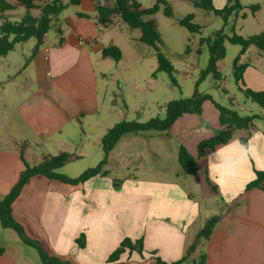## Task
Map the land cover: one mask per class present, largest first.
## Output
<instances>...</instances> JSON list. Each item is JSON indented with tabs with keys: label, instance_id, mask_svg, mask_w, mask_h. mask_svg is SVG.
<instances>
[{
	"label": "crops",
	"instance_id": "1",
	"mask_svg": "<svg viewBox=\"0 0 264 264\" xmlns=\"http://www.w3.org/2000/svg\"><path fill=\"white\" fill-rule=\"evenodd\" d=\"M212 1L220 10L229 0ZM114 2L96 0L92 14L78 12L66 18L72 32L65 35L59 25L62 43H45V38L18 79L13 74L0 79V113L5 115L6 132L0 137V197L18 183L25 162L36 166L63 153L72 155V160L104 158L101 143L113 127L106 124V96H101L97 65L109 59L103 58L105 48L120 46L96 41L104 39L96 5ZM240 3L246 9L236 26L239 19L248 18L249 6L260 4L261 9L251 15L264 34V0ZM244 13L247 16L242 19ZM243 64L244 84L240 85L264 92V57ZM205 133L195 140L196 152L187 148L198 164L196 176L182 175L188 186L170 178L121 179L106 168L108 176L99 175L79 186L37 176L15 203L14 218L51 255L73 264H110L109 257L126 238L142 240L143 254L127 250L114 264H158L157 259L173 264L182 261L191 246H196L194 252L181 264H201L203 255L205 264H264V190L246 191L256 171L264 172V130L256 123L236 130L228 144L199 158V144L214 136L207 138ZM126 136L105 167L111 166ZM215 216H220V222L210 239L198 241L206 222ZM82 234L86 241L81 248L77 240ZM3 243L0 264H25L17 258L19 248L6 240Z\"/></svg>",
	"mask_w": 264,
	"mask_h": 264
},
{
	"label": "rangeland",
	"instance_id": "2",
	"mask_svg": "<svg viewBox=\"0 0 264 264\" xmlns=\"http://www.w3.org/2000/svg\"><path fill=\"white\" fill-rule=\"evenodd\" d=\"M6 1L15 5L16 8L6 13L5 17L0 14V28L4 18L13 23L19 22L29 11L23 5H16V0ZM34 1L36 5H42L52 0ZM61 1L67 6V9L58 18L61 22L54 21L46 35L45 43H60L59 25H63L61 29L65 35L72 32V28L66 22V18L69 16H75L78 12L92 14L95 11L96 0H83L81 7L71 6L70 0ZM100 1L103 4L114 2V0ZM136 1L143 9H152L159 0ZM162 1L169 3L173 17H166L164 6H161L160 11L153 18L162 39V44L159 45L160 52L174 68L172 75L159 72L157 53L152 47L140 42L141 32L139 30L131 29L118 18H115L108 28L103 27L100 30L104 39L101 40L97 37L96 41L104 43L105 46L114 42L120 46L118 48L122 52L120 62L107 59L104 60V64L97 65V70L101 74V96H106L104 104L106 106V124L112 128L122 121L146 123L156 117L165 119L168 103L191 98L196 91L201 95L211 96L212 100L204 102L201 115H184L168 132L129 134L125 138L126 141L116 150L111 166L105 168L121 179L129 178V176L170 178L187 185L182 177L187 174L182 172L178 163V148L184 144L186 148L194 149L196 152V139L203 138L205 132L207 138L219 132L220 112L216 108V104L234 110L243 117L261 116V119L255 122L261 130H264V109L248 100L241 90V85L239 86L236 82L234 61L240 54V46L226 43L227 56L218 63V70L222 76L221 81H217L212 74H209L204 81H200L202 73L208 67L210 58L207 46L201 45V39L214 37L224 26L222 18L212 12L197 8L194 5L195 0ZM30 12L37 17L40 15L39 10ZM247 13L248 18L244 21L239 19L236 26L237 35L243 38L263 32L262 27L253 19L250 11ZM188 15L195 16L193 24L201 28L200 33H190L180 26V21ZM147 19L145 18V20ZM233 21L234 19H231V23ZM229 35L231 36V34ZM35 45L36 41L31 39L25 44L17 45L15 50L6 57H0V79H5L8 74H13L18 79L31 61ZM259 56L264 57V53L256 47H251L241 64L244 62L255 63ZM109 110L111 111L109 112ZM4 120L5 115L0 113L1 138L6 135L3 130ZM14 134L16 135V133ZM20 146L24 147L23 144ZM102 160L103 156L83 160L74 159L57 172L70 178H77L85 171L96 168ZM124 160L127 161V165L123 164ZM1 199L3 198L0 197ZM0 233H3L0 237L1 248L6 240L10 246L20 249L21 254L17 255L19 261L25 264H42L37 250L25 245L15 231L4 229L1 222Z\"/></svg>",
	"mask_w": 264,
	"mask_h": 264
},
{
	"label": "trees",
	"instance_id": "3",
	"mask_svg": "<svg viewBox=\"0 0 264 264\" xmlns=\"http://www.w3.org/2000/svg\"><path fill=\"white\" fill-rule=\"evenodd\" d=\"M20 5L25 6L29 11L19 22H10L4 18L0 28V57H6L13 52L17 45L25 44L31 39L36 41L33 50V56L37 53L40 47L44 44L46 35L55 20L67 9L61 0H52L45 2L42 5H36L34 0H16ZM72 6H79L81 0H70ZM194 5L197 8L204 9L208 12L214 13L216 16L222 18L224 22L223 28L218 31L214 37L201 39V45H205L209 51V64L207 69L202 73L200 81L212 74L217 81L222 80L221 73L218 70V63L224 60L227 56L226 43L237 45L241 47L240 54L234 61V76L236 82L244 84L243 72L246 69L245 64H241V58L251 47H256L258 50L264 52V34L254 35L248 38H243L236 33V19L240 17L246 7H244L240 0H229L223 9H216L212 0H195ZM164 6V14L166 17H173V11L168 2L159 0L152 9H143L136 0H115L112 6L97 4V24L102 27H107L112 24L113 19L120 18L131 29H137L141 32L140 42L152 47L156 53L159 64V72H166L172 75L174 68L167 58L160 52L159 45L162 44L161 35L158 30L157 23L153 18ZM15 5L8 3L6 0H0V14L5 17V14L13 11ZM252 15L256 14L261 5L256 4L247 8ZM39 10L40 15L34 16L30 11ZM246 14L242 15V19L246 18ZM80 17L88 18L87 15L80 14ZM145 18H148L145 20ZM194 15H188L180 21V26L187 29L190 33H200L201 28L193 24ZM231 19L234 21L231 23ZM62 34V31H59ZM231 34V36L229 35ZM62 43V40L60 41ZM103 58H109L115 62H120L122 59V52L117 46H110L103 50ZM241 90L246 98L264 109V92H255L246 89L245 85H241ZM212 100L209 95H201L197 91L191 97L183 100L172 101L166 107V117L161 119L159 117L153 118L146 123L126 122L122 121L116 124L102 140V149L104 158L96 167L85 171L77 178H70L66 175L59 174L57 171L65 167L73 158L72 155L63 153L56 157H47L41 164L31 166L25 161V170L21 174L18 183L13 187L11 192L0 201V222L4 229H10L17 233L21 241L37 250L42 264H73L70 261L64 260L59 256L51 255L38 241L31 239L25 228L14 218L13 208L17 200L20 198L24 188L30 181L37 176H45L50 180H56L70 186H79L89 181L90 179L101 176H108V172L104 171L107 165L108 157L114 150L116 145L122 138L129 134H139L146 132H166L184 115L198 114L201 115L202 106L205 101ZM216 108L220 112L219 123L221 130L209 139L203 140L198 146V156L202 158L206 151L215 149L219 146L228 144L236 130L248 129L253 127L255 122L261 119V116H240L236 111L224 108L216 104ZM243 145H247L246 140H241ZM178 163L182 170L189 176H196L198 172L197 159L185 147H180L178 153ZM254 189L264 190V172L256 171V179L247 185L246 191ZM220 222V216H215L209 219L203 229L198 234V241L209 240L212 236L216 226ZM85 235L82 234L77 240V243L82 248L85 246ZM196 246H191L187 252V256L179 262L173 264H181L184 262L195 250ZM129 250L131 253L137 251L143 254V241L137 240L133 242L130 238L122 241L120 246L109 257V263L114 264L118 262L121 256ZM3 251H0V254ZM158 264H166L160 259H157ZM206 263V256H202L201 264Z\"/></svg>",
	"mask_w": 264,
	"mask_h": 264
},
{
	"label": "built area",
	"instance_id": "4",
	"mask_svg": "<svg viewBox=\"0 0 264 264\" xmlns=\"http://www.w3.org/2000/svg\"><path fill=\"white\" fill-rule=\"evenodd\" d=\"M80 43H84V39L83 38L80 39Z\"/></svg>",
	"mask_w": 264,
	"mask_h": 264
}]
</instances>
